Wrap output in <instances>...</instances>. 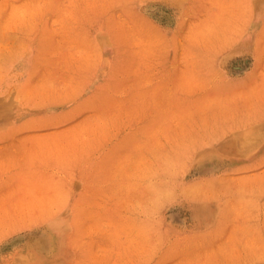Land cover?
<instances>
[{
	"label": "rangeland",
	"instance_id": "rangeland-1",
	"mask_svg": "<svg viewBox=\"0 0 264 264\" xmlns=\"http://www.w3.org/2000/svg\"><path fill=\"white\" fill-rule=\"evenodd\" d=\"M0 264H264V0H0Z\"/></svg>",
	"mask_w": 264,
	"mask_h": 264
}]
</instances>
